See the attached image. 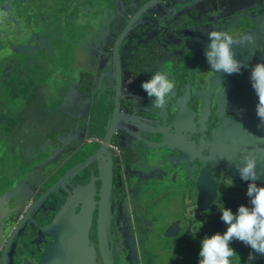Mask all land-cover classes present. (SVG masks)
I'll list each match as a JSON object with an SVG mask.
<instances>
[{
  "label": "flooded vegetation",
  "instance_id": "obj_1",
  "mask_svg": "<svg viewBox=\"0 0 264 264\" xmlns=\"http://www.w3.org/2000/svg\"><path fill=\"white\" fill-rule=\"evenodd\" d=\"M41 1L43 0H34L36 6ZM45 1L48 2L49 12L52 11L50 0ZM80 1L92 13L93 27L98 22L101 28L100 38L103 34L108 35L109 29L111 30L112 40L108 48L110 52L102 53L100 48L89 44L95 39L92 40L91 32L85 34L83 31L81 37L87 35L88 39L84 38V48L79 46L75 50L79 55L84 51L85 58H82V61H72V70L63 79L57 80L48 66L51 62L44 64V59L38 58L36 61L25 54H18L15 44H11V49L6 53L3 49L0 50V264H3L2 252L5 245L12 236V243L5 255L6 264H39L45 247L52 242V237L47 231L50 230V222L62 202L50 197H56L57 190L30 213L31 221L28 217L23 222L26 211L66 171L95 155L97 158H90L88 164L69 181L74 185H82L93 180L96 187L94 199L97 202L92 211L91 227L88 231V241L94 249L91 264H169L165 253L170 249L180 251L184 244L176 242L173 248L170 243L168 245L166 238L165 246L155 247V242L154 247L151 246L148 236L151 235L156 240L161 237V233L154 228H149L148 232V227L143 223L139 226L142 231L137 233L136 228L131 227L121 216L117 206H111L106 229H100L101 211L98 200L101 179L98 166L100 164L110 175L111 200L117 199V191L123 181H126L129 191L135 193L133 189L143 183L142 178L147 166L150 165L160 172L163 176L158 180L162 186L158 198L161 204L157 206L161 208L166 200L172 203L174 209L172 208L171 212L179 217L178 234L184 233L182 237L193 242V247H200V242L206 235L223 234L226 225L220 219L221 206L235 212L239 205L249 203L246 195L248 182L240 178L236 168V164L243 162L245 154H251L256 159L260 156L261 166L258 171L262 175L256 183L264 185V145L248 143L250 135L264 138V124L260 123L256 114L258 97L250 81L251 66L264 62V41L261 40L260 46L257 39L251 38L243 45L237 43L232 46L235 58L242 64L240 73H214L209 69L205 57V49L210 41L208 36H202L203 26L209 24L213 29L226 31L234 37H246L241 30L244 22L250 21L255 25L264 23V0H235L238 12L228 17L235 23L229 30H224L221 25L212 23L210 19H201L197 24L185 27L178 26L187 11L200 3L199 0H156L149 8L150 11H147L148 14H144L150 21L145 31L148 40L142 34V44L138 45L141 38L138 26L132 28L119 45L122 69L119 113L108 140L106 134L110 128L117 91L111 57L113 43L125 26L120 23L123 21V15L132 16L148 0H109L108 2L122 13L112 16L110 25L106 27L102 24L106 13L99 12L107 1L103 0V4L99 0ZM158 1L161 11L155 9ZM216 2L218 7V1ZM252 6L259 8L253 10ZM58 7L60 8L59 4L55 8ZM68 11L67 9L63 17H72ZM240 14L244 16L237 17ZM55 17L47 20V16H43L39 20L51 23ZM79 24L81 23L75 26ZM115 27L121 29L116 31ZM195 28L198 32L191 34L189 31ZM65 35H70L67 30ZM198 41L205 42L206 46L198 48ZM91 48L101 53L95 64L86 56L90 55ZM72 52L74 50L71 54ZM93 65L97 68L95 71ZM178 67L179 70L184 69L185 77L181 79L183 82L170 103L173 116L168 119V140L172 146L169 152L152 154L146 145L148 107L141 100V94L146 96L147 93L141 84L150 79L157 69L170 68L176 71ZM197 69L199 72L195 73ZM210 87L211 92L207 93ZM201 90L205 91V97L200 96ZM234 110L236 114H240V123L230 122V129H226L225 120L234 115ZM125 112H130V115L136 118L141 117L134 121L139 129H130L134 131L132 137L124 134L125 128L128 127L126 121L121 120ZM176 114L179 118V133L173 136ZM214 139H220L224 143L220 145L221 154H218V161H212L209 157ZM243 141L246 143L244 149ZM175 156L179 157L181 162L171 168L167 157L173 160ZM165 159L167 161H164ZM231 180L233 186H227ZM17 181L21 187L15 186ZM200 186L205 188L204 193L199 190ZM69 189L67 185L62 187L64 197L70 194ZM58 197L64 199L61 195ZM191 209H195L194 216ZM141 210L139 208V211ZM149 216H158L157 210L151 211ZM201 223L198 237L197 232L193 236L191 231ZM187 231L191 234L190 240ZM123 234L128 235L130 241L134 234L131 247L130 242L128 245L122 242L121 246L118 243L120 238L123 240ZM230 246L239 255L241 264H245L251 248L237 240L232 241ZM131 250L135 254L132 259L129 258ZM184 250L180 251V257L183 256L184 259L175 260L174 264L194 263L185 260ZM192 256L199 259L198 253L192 252ZM253 264H264V256L257 255Z\"/></svg>",
  "mask_w": 264,
  "mask_h": 264
},
{
  "label": "rangeland",
  "instance_id": "obj_2",
  "mask_svg": "<svg viewBox=\"0 0 264 264\" xmlns=\"http://www.w3.org/2000/svg\"><path fill=\"white\" fill-rule=\"evenodd\" d=\"M199 1L200 3L198 5L187 11V15L184 16L180 22H178V26L180 25L182 27H185L188 25L197 24L201 19H210L212 23L215 22L221 25L224 30H229L231 26L235 24L233 21H231L230 18H228L229 16H232L233 13L238 12L237 4L234 2L235 0H217L219 4L218 7L216 0ZM159 3L160 1H158L157 7L155 9L161 11L158 6ZM162 3L163 1L161 2V4ZM49 4L52 7V11L50 10V12L48 9V2L45 0L39 2L38 6H36L34 0H0V50L3 49L4 53H6L9 51V49H11V44H15L17 46V50L15 51H17L18 54H25L27 57H31L36 61L38 60V58H40L41 60L44 59L45 61H42L44 64H47V62H51L50 65L48 63V66H50V71L57 80L63 79L65 76H67V73L72 70L70 69V64L72 63V61L76 59L82 61V58H85L84 51L81 55H79L75 50L76 47L79 46L84 48V38L88 39L87 35H84V38L81 37L83 31L84 33L91 32L92 34L90 36H92V40L95 39V41L93 40L92 43L89 44L97 49L100 48L102 53L110 52V49L108 48L111 45L110 40H112L111 30L109 29L110 32L108 33V35H104L102 31L103 36L102 38H100L99 33L101 31V28L98 26V22H96L95 27H93L94 25L91 24L93 23L92 13L89 12V8L87 9V6L82 5V2L80 0H50ZM58 4L60 5V8H55ZM40 5H42L44 8L40 7ZM64 5L70 7L68 8L66 6V8H63ZM41 8L43 9L40 10ZM251 8L254 10L258 9L259 7L256 6V8H253L252 6ZM251 8H247V10H252ZM67 9L69 10L68 12L70 13V17L72 16L71 18L66 16L63 17ZM101 12L102 10L99 12V14H101ZM43 16H47V20H49L52 16L56 17L54 18L55 20L52 19L50 23L47 21L43 22L39 20ZM240 16L244 15H237V17L239 18ZM36 18H38V20ZM245 18L248 19V17L246 16ZM140 19L141 21L139 22V32L141 33V38L140 41H138L139 44L137 42L138 45L142 44V34L144 35L145 39L148 40L147 36L145 35V31L150 25V21L148 20V18L146 19V15H144V17L142 16ZM109 22L110 17L106 15L102 22L103 27H106L107 25L109 26ZM78 23L81 24L75 26ZM239 23L241 27V19L239 20ZM203 27L204 29L202 36H208L207 32L212 28V25L209 26V24H206ZM66 30L70 34L69 36L65 35ZM237 30H239V28H237ZM241 30H243V35H245L246 37H251L252 39H257L258 45H262V41H264L263 22L261 24L258 23L257 25L250 21H248L247 23L244 22ZM189 32L193 34L198 32V29L195 28L193 30H190ZM205 46V42L198 41V48H202ZM97 49L94 50V48H91L90 55H86L88 56V58H91L90 62L93 61V64L97 63V59L99 58L98 55L101 54ZM72 50H74V52H72L71 54ZM32 51H36V53H30ZM103 55L106 56L105 54ZM46 57L50 60H48ZM136 58H138V53L136 55ZM53 63L57 65L53 66ZM92 68L94 71L97 69L95 65H93ZM160 70L167 72L174 79L176 84L175 90L170 93V98H168V103L166 104V106L162 107L161 109H155L153 107V104L151 103V98L148 97L147 94L146 96L141 94L142 102H144L148 107V140L146 141L147 149L150 151V153L158 155H161L163 151L169 152V148L172 146L168 140V119L173 116L170 111V103L173 102V97L177 89L183 82L181 79L185 77V71L183 68L179 70L178 67L176 71H173L170 68H165V70L164 68H161ZM216 78L218 79V76H216ZM211 88L212 87L209 88L210 91L207 93L211 92ZM199 94L200 96L205 97L206 93L204 90H201L199 91ZM136 96L139 98L141 97L140 95ZM130 114V112L123 113V118L121 120L124 122L126 121V125L128 126L127 128H125L124 134L132 137L134 131L132 132L130 131V129L134 127H137L139 129V126H136L134 121L135 119H141V117L136 118L134 115ZM161 187L162 186L160 183H158V180L148 181L137 185L136 188L133 189L135 190V193H132V191H129V186L126 184V181H123L119 190L117 191V199L111 201V206H117V209L121 211V216L125 218V220L131 227L136 228L137 233H140L142 231V227L141 229L139 227L142 223L148 227V232L149 228L157 229L159 233H161V237H156L157 239L155 240V237H152L151 235L150 237L148 236L149 244L151 246L154 247V242L155 247L159 248L161 246H165L166 238H168V245L170 243L173 248L176 242H181L184 245L179 250L182 251L184 249H188L183 251V254L186 256L185 260H190L194 262L193 264H198L199 259L192 256V252L199 253L200 247L197 245L193 247V242L191 243V241H188L187 239L182 237L184 233L181 232V234H178L177 229L178 227H180L178 225L179 217L171 212L172 208L174 209V207H172L171 205L172 203L169 200L165 199L166 201L161 208L157 206L161 204L160 199H158L160 198ZM56 194V197L54 195H51L50 197L52 199H59V201L62 202L58 207L59 209L56 210L55 214L61 209L63 204L66 205V203L68 202V196L64 197L65 194L62 189L57 190ZM60 195L64 197V199L62 198L61 200L60 197H58ZM139 208H141L142 210L139 211ZM155 209L158 212V216H155V218H153L149 216V213H151V211H154ZM74 211L76 214H79L80 209H74ZM146 212L148 213V216ZM90 227L91 224L89 226V230ZM132 235L133 236L131 237L130 241V237L126 234H123V240H121L120 238V241L118 242L120 246L123 245V243L128 245V243L130 242L131 247L132 243H134V234ZM174 235L177 236L175 237ZM187 235L188 239L190 240L192 237L189 231H187ZM172 237H174L175 239H172ZM196 237H198V232L196 234ZM89 245L93 248L90 242ZM180 251L170 249L169 252H166L165 254L167 263L174 264L175 260L184 259L183 256L180 257ZM129 254L130 259L134 258L135 254L132 253V250Z\"/></svg>",
  "mask_w": 264,
  "mask_h": 264
},
{
  "label": "clouds",
  "instance_id": "obj_3",
  "mask_svg": "<svg viewBox=\"0 0 264 264\" xmlns=\"http://www.w3.org/2000/svg\"><path fill=\"white\" fill-rule=\"evenodd\" d=\"M209 44L205 49V57L209 69L223 72L229 75L240 73L241 61L235 58L233 45H243L251 37H234L232 34L219 30L210 29L207 32ZM244 67H248L244 65ZM199 69L195 71L198 73ZM250 81L258 97L256 114L261 124H264V62H257L251 66ZM141 87L145 90L155 109H161L168 103L170 93L175 89L174 79L165 71L155 70L151 78L142 82ZM260 125H258L259 127ZM248 143L264 145V138L248 137ZM240 178L248 182L246 195L248 205L241 204L233 212L223 205L220 208V219L226 225L221 233L205 236L200 242L198 264H241L239 255L230 246L232 241L237 240L250 247L245 264H253L257 255L264 256V185H257L262 173L258 171V162L255 156L245 154L243 162L236 164ZM227 186H233L232 180ZM194 210L191 213L194 216ZM202 223L192 230L193 236L199 231Z\"/></svg>",
  "mask_w": 264,
  "mask_h": 264
},
{
  "label": "water",
  "instance_id": "obj_4",
  "mask_svg": "<svg viewBox=\"0 0 264 264\" xmlns=\"http://www.w3.org/2000/svg\"><path fill=\"white\" fill-rule=\"evenodd\" d=\"M106 1L108 2L109 0ZM155 1L156 0H148L141 7H139L136 10V12L130 17H126L123 15V21H121L120 23L125 24V26L124 28H122V30H120L121 29L120 27L119 28L115 27L116 31L120 30V32L114 40L111 57L113 58L112 60L114 65V80L116 83L117 91L115 93L116 95L114 98V108L110 121V128L108 130V133L106 134V140H108V137L110 136L113 127L116 124L117 115L119 113V102H120L119 87L121 83V73H122L120 58H119V45L123 40V38L125 37V35L132 28H136L139 26L140 24L139 22L141 21L140 18L142 16L144 17L145 12L150 11L149 8L153 5ZM99 2L103 4V0H99ZM106 3L104 4L106 7L103 6L102 11L106 13L105 16L108 15L110 17V20L112 19V16L122 13L121 11L118 12L117 9L114 8V6L110 2H108L109 4ZM178 114L174 116L173 136H177L179 133ZM240 120H241L240 114H236V110H234V115L230 119L225 120L226 129H230V125H229L230 122L232 124H237L240 123ZM232 140L234 142L235 138H233ZM232 140H228V142H231ZM223 144H224L223 141L220 139H214V141H212L211 148L209 151L210 153L209 157L212 159V161L219 160L218 158H220V156L218 154H221L220 145ZM245 144L246 143L243 141L242 142L243 149ZM90 158H97V157L96 155L93 157L90 156L89 158L81 162L79 165L74 166L70 170L66 171V173H64L61 177H59L50 187L47 188V190L42 195H40L29 206L28 210L24 215V218L22 220L23 222L25 219H28V217L29 220L31 221L30 213L36 210L37 207L41 206L42 202L45 201L47 197H49L54 191L62 189V187H65L66 185L70 187L69 189L70 194L68 195L67 198L68 202L66 203V205L63 204L61 209L54 215L52 221L50 222L49 225L50 230L47 231V234H49L52 237V242H50V244H48L45 247L44 253L39 261V264H91L93 261L94 249L89 245L88 230L91 224L92 211L97 202L94 199V191L96 187L93 180L91 181L89 180L86 184H82V185L81 184L74 185L71 182H69L76 173H78L84 166L88 164ZM167 159H168V164L169 166H171V168H175L177 164L181 162V159L177 156H175L173 160H169L168 157ZM167 159H165L164 161H167ZM259 161H260V156L257 157V162L259 163L258 167L261 166ZM163 164H165V162H163ZM102 168L103 167L99 164L98 169L100 174L99 178L101 179V185H100L101 191H100V198L98 200V207L101 211V214L99 215L100 229L104 230L106 229L109 220V211L111 208V201H112L110 198V189L112 182L110 179V175H108L106 171H104ZM149 168H150V176H149ZM103 171L106 175L103 173ZM108 173H110V171H108ZM159 173L160 172H158L157 170L151 168L150 165L147 166V171L144 172V178H142V182L145 183L148 181L161 180L163 176H161ZM199 190H202L201 193H204L205 188H203V186H200ZM168 192H170L169 189ZM75 208L80 209L79 214L75 213L74 211ZM12 238L13 236L9 238L2 252L3 264H6L5 255L12 243ZM103 253L105 255L104 251Z\"/></svg>",
  "mask_w": 264,
  "mask_h": 264
},
{
  "label": "crops",
  "instance_id": "obj_5",
  "mask_svg": "<svg viewBox=\"0 0 264 264\" xmlns=\"http://www.w3.org/2000/svg\"><path fill=\"white\" fill-rule=\"evenodd\" d=\"M20 185H21L20 182H18V181H17V183L15 182V186H20Z\"/></svg>",
  "mask_w": 264,
  "mask_h": 264
}]
</instances>
